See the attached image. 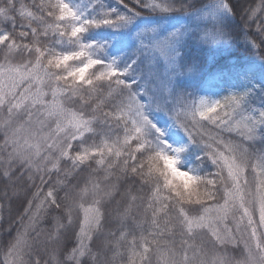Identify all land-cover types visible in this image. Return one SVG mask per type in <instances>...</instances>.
I'll use <instances>...</instances> for the list:
<instances>
[{
	"label": "snow or ice",
	"instance_id": "1",
	"mask_svg": "<svg viewBox=\"0 0 264 264\" xmlns=\"http://www.w3.org/2000/svg\"><path fill=\"white\" fill-rule=\"evenodd\" d=\"M0 264H264V0H0Z\"/></svg>",
	"mask_w": 264,
	"mask_h": 264
},
{
	"label": "rangeland",
	"instance_id": "2",
	"mask_svg": "<svg viewBox=\"0 0 264 264\" xmlns=\"http://www.w3.org/2000/svg\"><path fill=\"white\" fill-rule=\"evenodd\" d=\"M19 209V207H18V205H16L15 207H14V211H16V210H18Z\"/></svg>",
	"mask_w": 264,
	"mask_h": 264
},
{
	"label": "trees",
	"instance_id": "3",
	"mask_svg": "<svg viewBox=\"0 0 264 264\" xmlns=\"http://www.w3.org/2000/svg\"><path fill=\"white\" fill-rule=\"evenodd\" d=\"M18 207H20V205H18Z\"/></svg>",
	"mask_w": 264,
	"mask_h": 264
}]
</instances>
